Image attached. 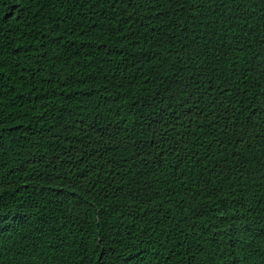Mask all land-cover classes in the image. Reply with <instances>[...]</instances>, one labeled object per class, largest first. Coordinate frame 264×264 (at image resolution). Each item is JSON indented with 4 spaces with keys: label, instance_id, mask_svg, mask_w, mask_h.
Segmentation results:
<instances>
[{
    "label": "trees",
    "instance_id": "1",
    "mask_svg": "<svg viewBox=\"0 0 264 264\" xmlns=\"http://www.w3.org/2000/svg\"><path fill=\"white\" fill-rule=\"evenodd\" d=\"M0 264H264V0H0Z\"/></svg>",
    "mask_w": 264,
    "mask_h": 264
}]
</instances>
